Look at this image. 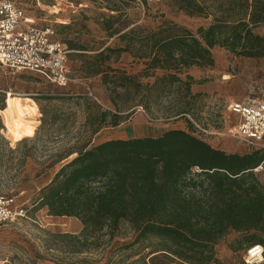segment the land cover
Segmentation results:
<instances>
[{"label": "trees", "instance_id": "obj_1", "mask_svg": "<svg viewBox=\"0 0 264 264\" xmlns=\"http://www.w3.org/2000/svg\"><path fill=\"white\" fill-rule=\"evenodd\" d=\"M169 5L211 23L196 34L173 22L156 29L129 28L120 22L123 11L112 6L102 26L117 44L92 55L80 43L66 45L81 61L83 77L100 76L114 95L115 113L99 112L96 106L93 136L104 127L125 123L134 111L121 112L140 108L153 115L152 104L162 103L165 119L189 117L193 130L112 139L75 152L41 189L35 208H45L51 217L75 218L82 225L79 234L51 235L64 253L96 250L103 237L112 240L122 224L136 235V243L156 239L160 249L154 254L181 263H217L215 247L231 232L241 233L247 247L264 249V186L254 172L264 168V150L229 154L195 136L190 102L199 95L191 94L196 80L186 73L192 67H214L215 47L235 57L264 58V33H255L264 25V0H169ZM123 54L143 64L140 75L107 65ZM149 78L153 80L141 82ZM156 258L143 264H155Z\"/></svg>", "mask_w": 264, "mask_h": 264}, {"label": "rangeland", "instance_id": "obj_2", "mask_svg": "<svg viewBox=\"0 0 264 264\" xmlns=\"http://www.w3.org/2000/svg\"><path fill=\"white\" fill-rule=\"evenodd\" d=\"M145 2L144 5L143 0H67L58 13H54L55 9L40 8L27 1L22 3L26 14L35 18L39 26L53 27L66 45L80 43L86 49L85 53L91 55L103 46H114L118 42L109 39L102 26L103 19L112 14V6L123 11L120 22L122 25L127 23L129 28L141 25L156 29L173 22L196 34L198 28L211 23V19L190 17L175 10L169 0ZM57 18L68 24L57 23ZM255 33L263 34L264 25L255 29ZM74 53L68 55L70 82L65 87L50 84L33 73H15L0 66V110L5 108L8 93L30 98L38 107L33 123L34 135L18 142H13L7 134L0 115V195L15 197L27 209L26 218L0 227V264H143L149 263L153 256L157 257L155 264H181L162 253L154 254L160 249L156 239L136 243V235L125 224L120 225L112 240L105 235L102 246L96 250L78 255L64 253L51 235L79 234L82 225L75 218L51 217L45 208L35 209L41 189L83 147L127 135L157 137L168 130H193L189 128L188 118L165 119L166 103H162L152 104L153 115L135 108L119 113L134 111L121 124L129 122L126 131H122L124 128L120 125L119 128L104 127L93 136L92 131L97 126L94 117L98 110L116 112L111 102L114 95L100 76L83 77L81 61ZM213 56L214 67H195L197 80L191 85V94L198 90L203 95L193 94L199 97L190 102V118L204 131L198 136L212 147L229 154L249 153L252 149L231 136L235 118L229 113L228 106L264 94V58L235 57L218 47L213 50ZM107 65L134 76L140 75L144 69L143 64L134 62L127 54ZM181 77L184 79L185 74ZM148 80L153 79H142L141 82ZM25 139L27 141H23ZM255 173L264 186V171ZM242 237L241 233L231 232L216 245V264H243L241 259L247 244L242 242Z\"/></svg>", "mask_w": 264, "mask_h": 264}, {"label": "built area", "instance_id": "obj_3", "mask_svg": "<svg viewBox=\"0 0 264 264\" xmlns=\"http://www.w3.org/2000/svg\"><path fill=\"white\" fill-rule=\"evenodd\" d=\"M23 1L40 8L55 9L58 13L67 0H0V66L15 73H33L50 84L65 87L70 82L67 69L70 51L53 27L39 26L35 18L26 14ZM228 111L235 118L231 136L252 150H264V94L243 102H232ZM191 121L197 135L204 133ZM259 170L264 171V168L259 167L254 172ZM26 214L24 203H19L13 196L0 195V227L17 223L26 218ZM241 260L243 264L264 263L263 247L245 248Z\"/></svg>", "mask_w": 264, "mask_h": 264}, {"label": "bare ground", "instance_id": "obj_4", "mask_svg": "<svg viewBox=\"0 0 264 264\" xmlns=\"http://www.w3.org/2000/svg\"><path fill=\"white\" fill-rule=\"evenodd\" d=\"M56 13V10L54 11ZM57 23L68 24L66 20L58 19ZM141 109L138 108V111ZM38 107L30 98L14 97L8 93L5 100V108L0 110L7 134L13 142L30 138L34 135V117L38 115Z\"/></svg>", "mask_w": 264, "mask_h": 264}, {"label": "crops", "instance_id": "obj_5", "mask_svg": "<svg viewBox=\"0 0 264 264\" xmlns=\"http://www.w3.org/2000/svg\"><path fill=\"white\" fill-rule=\"evenodd\" d=\"M214 49H216V47L215 48H213L212 49V55H213V50ZM125 54H123L121 57H123ZM213 58H214V56H213ZM214 61H215V59H214ZM216 63V62H215ZM196 73H197V68H190V70H189V75L190 76H192L193 78H194V80L196 79L197 80V75H196ZM205 85V84H204ZM198 86H200V85H196V87H198ZM197 89V88H196ZM198 92V93H197ZM201 93V95H203V93L201 92V91H198V90H196V93H193V94H200ZM129 124V122H127L126 124H124V125H120V126H123V128L124 129H122V131H126V130H128V129H126L127 128V125ZM118 128H119V126H118ZM129 128V127H128ZM181 130H185L184 128H182ZM125 133V132H124ZM121 134V133H120ZM143 137H147V136H136V135H130V136H124V137H119V138H115V139H132V138H143ZM51 179L52 178H50L49 180H48V182L45 184V186L51 181Z\"/></svg>", "mask_w": 264, "mask_h": 264}]
</instances>
